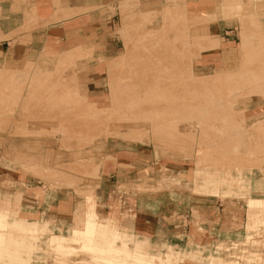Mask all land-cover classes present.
I'll return each instance as SVG.
<instances>
[{"label":"rangeland","instance_id":"obj_1","mask_svg":"<svg viewBox=\"0 0 264 264\" xmlns=\"http://www.w3.org/2000/svg\"><path fill=\"white\" fill-rule=\"evenodd\" d=\"M181 1L162 0L163 6L152 13L139 12L131 0L110 8L111 14L116 11L119 14L114 30L129 53L121 57L123 62L109 71L108 85L94 86L93 97L86 98L99 100L90 103L98 109L90 108L86 99L73 93L77 89L80 94H85L77 86L75 78L71 76L70 81H63L61 64L55 65L53 71L46 68L49 62L58 63V58L47 59L56 58L55 54L52 57L43 54L39 60L43 66L32 64L29 60L19 68L0 66V94L3 93L0 99V189L7 190L16 185L2 174L7 169H13L17 170L16 174L27 175L34 186L90 194L87 191L92 188V180L98 177L101 164L96 153L103 146L120 140L150 143L157 156L162 155L167 159L189 158L195 163V170L205 168L209 174L206 179L217 178L218 171L224 173L232 170L235 178L242 172L251 173L252 168L262 170L264 122L248 123L249 113L243 108L248 107L251 101L261 104V100H264L263 93L259 91L264 90V74L257 79L248 75L243 78L234 76L233 81L230 80L232 82L222 76L212 79L223 69L239 68L246 60L249 66L262 67L264 72V63L257 59L258 55L261 56L260 50H264L261 24L253 20L254 14L249 12L244 0H239L238 5H235V0H229L234 2L229 9H226L227 0H221V7L216 13L206 17L203 15V22L205 24L209 18L218 16L238 18L239 41L242 42L237 44L236 53L217 59L216 67L200 70L198 65L204 58L201 53L217 49L218 40H211L208 34L198 32L202 19L188 17ZM71 15V12H63L57 17L67 19ZM241 30L244 31L240 33ZM256 34L262 38L256 37ZM246 36L248 43L241 46L247 42ZM172 38L178 39L176 43L183 39L190 41L185 57L176 65L169 64L171 56L168 51L172 47ZM21 69H25V77H14L13 72ZM39 72H46L50 77L46 80ZM63 83H67L70 93L61 101L59 97ZM147 87L153 88L151 97L143 96ZM128 90L137 92L135 104L131 107L125 105L129 102ZM117 93L119 97L116 101L112 95ZM165 108L167 111L163 113L161 109ZM150 109H153V113L144 112ZM257 117L263 119L264 111L259 112ZM230 179L233 178L227 176L224 181ZM180 180L178 177L172 179L175 183ZM249 190L250 187L247 192L239 191L235 196H244ZM250 199L255 198L247 197L246 205ZM126 200L130 206L134 205L133 198L127 197ZM263 210L261 207L255 208L252 214L261 216ZM122 211L128 217L134 214L133 208L126 207ZM248 211L247 219L251 217ZM260 216L257 217L264 221V216ZM260 219L257 227L249 232L252 240L260 241L255 238L264 228V222H260ZM47 235H40L37 240L41 246L34 249L33 259L37 262L81 264L84 260H91L93 255L82 252L77 248L79 244L71 243L70 246L77 249L73 248V252L67 256L54 252L49 241L46 242ZM29 239L30 242L34 240ZM220 244L230 245L225 242ZM253 246L256 249L219 246L216 250L224 254L214 255L235 260L238 256L252 253L264 258L258 251L261 245ZM170 247H161L159 253L162 257L170 252L175 255L183 252ZM207 259L208 256L193 260L206 263Z\"/></svg>","mask_w":264,"mask_h":264},{"label":"crops","instance_id":"obj_2","mask_svg":"<svg viewBox=\"0 0 264 264\" xmlns=\"http://www.w3.org/2000/svg\"><path fill=\"white\" fill-rule=\"evenodd\" d=\"M124 1L127 0H0V66L19 68L27 60L43 66L39 62L41 56L50 54L52 57L55 54L56 58L47 59L58 58V63L49 62L46 68L53 71L55 65L61 64L63 81H70L72 76L85 92L80 94L75 89L73 93L84 99L93 97L92 88L108 85L109 71L123 62L121 57L129 53L114 30L119 14L117 11L111 14L110 11L111 7H119ZM131 1L141 13L156 12L163 6L162 0ZM244 1L249 12L254 14L253 20L261 24L264 31V0ZM181 2L188 17L202 19L201 29L197 31L208 34L211 40H218L217 49L201 53L204 58L198 65L200 70L212 69L221 56L236 53L240 42L238 18L218 16L209 18L205 24L203 22V15L216 13L221 0ZM63 12H71L72 15L67 19L58 18ZM64 57L65 61H60ZM69 60L70 63L67 62ZM24 70L13 72L14 77H25ZM38 74L45 76L46 80L50 77L46 72ZM61 85L59 98L63 101L70 89L67 83ZM86 100L90 108L98 109L90 103L99 100ZM261 101V104L251 101L248 107L243 108L249 113L248 123L264 122V118L257 117L264 111V100ZM96 154L101 164L98 177L92 180V188L87 191L90 194L42 188L30 184L27 175L16 174L17 170L2 172L16 185L7 190L0 189V214L9 215L5 243L0 245L1 264L8 261L12 264H42L33 259L34 250L24 253L18 249L24 250L32 244L41 247L37 240L46 233V242L52 234L68 236L74 216L85 211L87 196L95 200L101 224L108 222L110 216L113 219V214L119 215L116 216L117 221L113 219L119 224L120 217L126 215L122 210L126 207L134 209L133 219L129 217L128 225L119 228L120 233H125L130 239L131 247L161 252V247L172 246L182 250L179 253L185 258L193 260L209 258L210 252L224 254L216 250L219 246L256 249L254 244L261 245L258 251L264 256V228L255 236L260 241L252 240L249 233L257 227L260 219L257 216L260 215L255 217L252 211L250 213L247 210L249 201L247 205L245 201L247 197L264 200V163L262 170L252 168L251 173L242 172L239 177L222 182L221 172L218 171V179L214 177V180L203 175L195 177V163L189 158L174 160L157 156L154 146L146 142L120 140L103 146ZM175 177L181 179L179 183L172 181ZM208 179L214 183L213 186L206 184ZM248 187L250 190L244 196H235L239 191L247 192ZM127 197L133 198V206ZM247 211L248 216L251 215L249 219ZM261 216H264V210ZM262 219L260 222H264ZM31 231L37 233L32 234ZM29 237L34 239L33 242ZM220 242L230 245H218ZM4 247L10 249L6 254ZM195 248L198 249L193 250ZM185 263L204 262L193 260Z\"/></svg>","mask_w":264,"mask_h":264},{"label":"bare ground","instance_id":"obj_3","mask_svg":"<svg viewBox=\"0 0 264 264\" xmlns=\"http://www.w3.org/2000/svg\"><path fill=\"white\" fill-rule=\"evenodd\" d=\"M234 2H236L235 5L239 4V0H235ZM234 2H230L229 0H227L226 9L227 8L229 9L231 6H233ZM243 31L244 30H241L240 33H242ZM146 33L148 35V32ZM253 36L255 35L253 34ZM253 36H251V38H253ZM256 37H258V35ZM173 38H172V41L170 42L172 47L168 51V53L171 56L170 58L171 63L169 64L176 65L177 62L180 63L183 57H185L186 55L185 50L187 49V45L190 44V41L188 39H185V40L183 39L181 42L176 43L178 39L177 38L173 39ZM196 39H194V41ZM243 39L245 41L244 35H243ZM250 39H249V42H250ZM241 42L242 41H240V43ZM245 43H248V37H247V42H244L242 43V45L241 44L240 45L243 46V44L245 45ZM198 45H199V42L197 43V46ZM260 53H261V56L258 55L259 57L257 58L256 56V58L259 61L264 63V50H260L259 54ZM124 57L125 55L122 56V58ZM65 58L66 57H64L63 60H65ZM242 72H244L245 74H243ZM263 74L264 72L262 70V67H258L254 65L249 66L246 60V62L242 63V66H240L239 68L238 67H236V69L232 68L228 71H226V69H223V71L218 73L217 76L213 75L212 79L213 80L220 79V77L222 76L223 78L225 77V80L227 79L230 81L232 80L234 76L236 78H243L244 75H248V76L253 77V79H257ZM151 88L152 87H147L146 89H144V92H143L144 97L152 96L153 88L152 89ZM233 90H234V87H233ZM118 91H115V92H118ZM171 91L174 92L172 89ZM259 91L263 93L264 95V90L262 91L259 89ZM127 92L129 93L127 95L128 97L127 101L129 102H127L125 105H127L128 107H131V105L135 104L134 102L136 100L137 92L133 90H128ZM118 95L119 93H117V95L113 94L112 98L116 99L117 101V98L119 97ZM161 111L165 113L167 109L166 108L161 109ZM144 112L153 113V109H150L148 111L144 110ZM227 171L228 172L222 173V176L220 177V180H222V182H225L224 179L227 176L229 178H234V172L232 170H227ZM195 173L197 176L203 175V177L205 178L208 177L207 175H209L208 172L205 170V168H202V167L197 168L195 170ZM212 180H214V178ZM206 184L210 186L214 185V183L210 182L209 179L208 181L206 180ZM260 207L264 208V200H252V199L249 200V203H248L249 211H252L255 208H260ZM86 208L87 209H85V211L82 214H76L74 216L73 224L70 228V233L68 236L54 235V234L50 236L49 245H50V248L54 250V252L60 253L62 254V256L63 255L67 256L68 254H71L73 252V248H75L73 246L71 247L70 244L71 243L76 244V245L79 244L78 245L79 247L77 248H79L82 252L88 255H93L92 257H90L91 258L90 261L84 260L81 264H187L185 263L186 261H193V260L186 259L181 253H177L175 255L174 253L170 252V253H167L165 257H162L161 253L159 252H148L146 247H138V246L131 247L129 245L130 239L128 238V236L125 233H120L119 231V228H123L128 225L126 221L129 222V219H130L129 217H127L126 215H123L121 217L120 223L118 224L116 222H113V219L117 221L116 216L118 215L113 214V219L110 216L108 218V222H106L105 224H101L99 222L100 215L96 210L95 200L90 196H87L86 198ZM8 217L9 215L0 214V245L1 246L2 244L5 243V230L7 227ZM131 218L133 219V217ZM44 226L46 227L47 224H45ZM31 232L32 234L37 233L34 231H31ZM77 248H75V250ZM34 249H35V245L32 244L28 248H25L24 250L22 249H18V250L24 253L26 252L31 253ZM4 250L6 254V251H9L10 249L7 247L6 248L4 247ZM6 264H12V263L8 261ZM203 264H264V258L260 254L250 253L247 255L238 256V258H236L235 260H231V259L223 258L220 255H214L210 253V257L207 259L206 263H203Z\"/></svg>","mask_w":264,"mask_h":264}]
</instances>
